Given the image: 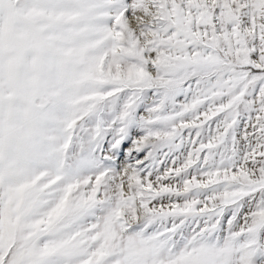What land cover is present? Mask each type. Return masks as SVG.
<instances>
[{
    "label": "snow or ice",
    "instance_id": "obj_1",
    "mask_svg": "<svg viewBox=\"0 0 264 264\" xmlns=\"http://www.w3.org/2000/svg\"><path fill=\"white\" fill-rule=\"evenodd\" d=\"M0 264H264V0H0Z\"/></svg>",
    "mask_w": 264,
    "mask_h": 264
}]
</instances>
